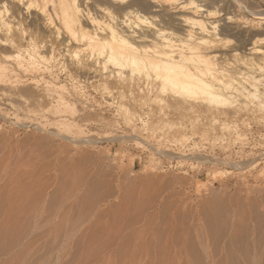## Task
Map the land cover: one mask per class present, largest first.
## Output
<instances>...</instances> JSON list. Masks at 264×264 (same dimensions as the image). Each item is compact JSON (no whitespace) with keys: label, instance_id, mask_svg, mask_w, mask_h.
I'll return each mask as SVG.
<instances>
[{"label":"rangeland","instance_id":"1","mask_svg":"<svg viewBox=\"0 0 264 264\" xmlns=\"http://www.w3.org/2000/svg\"><path fill=\"white\" fill-rule=\"evenodd\" d=\"M19 99H0V264H264L261 121L184 134L94 92L63 118Z\"/></svg>","mask_w":264,"mask_h":264},{"label":"bare ground","instance_id":"2","mask_svg":"<svg viewBox=\"0 0 264 264\" xmlns=\"http://www.w3.org/2000/svg\"><path fill=\"white\" fill-rule=\"evenodd\" d=\"M91 92L130 114L128 125L135 113L148 117L151 130L170 116L181 119L172 127L184 134L231 132L218 120L264 125V6L0 0V99L48 101L45 111L63 118Z\"/></svg>","mask_w":264,"mask_h":264}]
</instances>
